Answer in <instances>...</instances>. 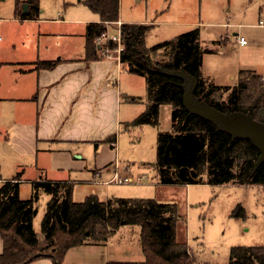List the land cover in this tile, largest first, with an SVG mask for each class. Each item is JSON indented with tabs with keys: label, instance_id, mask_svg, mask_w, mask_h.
<instances>
[{
	"label": "trees",
	"instance_id": "trees-1",
	"mask_svg": "<svg viewBox=\"0 0 264 264\" xmlns=\"http://www.w3.org/2000/svg\"><path fill=\"white\" fill-rule=\"evenodd\" d=\"M98 23H90L85 31V61L103 57L95 40L119 21V0H82ZM27 9L23 11V6ZM15 17L20 21L37 20L39 0H17ZM146 24H121L123 47L120 63L129 74L142 77L146 83L147 106L131 126H159V109L169 106L170 131L158 132L155 169L161 185L264 187V164L255 172L259 152L244 140H232L211 123L190 116L182 104L183 82L163 75L162 71H180L194 77L198 86L194 98L225 113L241 112L264 123V83L262 76L239 71L232 86H217L201 77L203 54L212 53L200 46L198 28L171 41L152 47L145 44L152 29ZM115 43L109 44L114 50ZM35 69H52L53 62H36ZM225 96V98H223ZM135 101V99L133 100ZM103 143L114 149L116 136ZM97 145V144H96ZM95 145V148L97 146ZM20 174L0 186V239L3 250L0 264H31L49 259L61 264L65 254L82 245H104L124 226L139 228L143 255L141 264H193L186 242L177 231L185 228L186 218L176 203L146 199H108L88 197L81 203L71 200V184L37 180L31 183L27 200L19 197ZM41 193L49 196L40 224V235L33 230L37 214L35 204ZM238 206L234 217H243ZM227 264H264V247H233Z\"/></svg>",
	"mask_w": 264,
	"mask_h": 264
},
{
	"label": "rangeland",
	"instance_id": "rangeland-1",
	"mask_svg": "<svg viewBox=\"0 0 264 264\" xmlns=\"http://www.w3.org/2000/svg\"><path fill=\"white\" fill-rule=\"evenodd\" d=\"M16 5L17 0H0V17H6ZM39 9L44 24L39 23L34 27L41 26L44 30L71 29L75 33H83L87 22L99 21L98 15L85 7L82 0H39ZM91 19L94 21H88ZM119 19L122 24L152 25L145 40L147 47L171 41L198 28L201 45L216 49L213 54H203L200 72L207 82L213 80L219 85L231 84L229 75L237 77L239 70L264 74V0H119ZM118 26L119 23L109 27L107 36H117ZM240 37L246 40L244 48L240 47L244 45L237 43ZM29 40L26 45L37 46L30 44ZM213 41L221 43L213 45ZM84 45V39L80 37L52 36L47 42L43 40V47L68 53L80 52ZM127 85L135 102L122 100L121 118L125 116L128 124H131L146 109V83L144 78L135 76L130 77ZM169 131L170 124L163 117L156 128L150 125L126 126L122 123L116 135V163H112L110 171H101L100 176L91 173L73 176L77 182L71 185V200L81 203L93 196L101 202L112 198L174 202L186 218L185 228L177 231L178 239L186 242L199 264H227L233 247H264V187L160 184L154 167L157 134ZM0 149L3 150V179H8L16 175L14 163L17 159L14 158L15 152L8 151L9 148ZM115 171L120 179L132 176L140 180L138 184H105ZM34 177L32 171L25 170L24 178ZM30 192L31 185L24 183L20 199H29ZM48 201L49 196L41 193L35 204L37 214L33 220V230L39 235ZM238 206L244 210L243 217L233 216ZM94 248L87 245L78 247L61 264H69V258L73 256L88 257L91 264H106L109 259L123 254L141 258L139 229L122 227L107 245ZM193 260L194 264L196 260ZM85 262L87 264L89 260Z\"/></svg>",
	"mask_w": 264,
	"mask_h": 264
},
{
	"label": "crops",
	"instance_id": "crops-1",
	"mask_svg": "<svg viewBox=\"0 0 264 264\" xmlns=\"http://www.w3.org/2000/svg\"><path fill=\"white\" fill-rule=\"evenodd\" d=\"M14 9L6 17H0V147L15 152V174H20L19 194L24 183L31 185L34 181L43 180L72 185L77 182L73 176L85 173L100 176L104 169L110 171L112 163L117 160V143L112 149L103 142L116 136L122 123L128 125V119L125 116V120L121 118L120 107L124 99L135 102L127 85L130 77L135 76L130 75L126 65L114 58L85 61V45L77 53L43 47V40L47 42L52 36L80 37L85 43L86 26L99 21L87 22L83 33H75L71 29L49 31L41 26L34 27L39 23L44 24L40 16L37 20L20 21L15 17ZM118 23L122 24L120 19ZM33 28L35 30L31 31ZM28 39L30 44L37 46L26 45ZM199 42L202 49L212 51L208 54L215 53L216 49L201 45L200 37ZM220 43L212 42L213 45ZM36 62H53L55 66L49 70L35 69ZM245 71L256 74L252 70ZM261 76L264 77V74ZM237 78L238 74L237 77L230 74L231 84L219 85L213 80L212 83L232 86ZM170 114L169 106H161L159 120L163 117L170 124ZM2 158L3 150L0 149V186L14 177L3 179ZM25 170L32 171L35 177L24 178ZM114 175H117L116 171L105 184L112 183ZM117 231L104 245L87 246L94 250V247H103ZM78 247L70 249L62 263ZM2 250L0 239V254ZM188 251L196 260L194 264H199L189 247ZM86 260H89L87 264L92 263L88 257L80 256L69 258L68 263L84 264ZM143 260V255L139 258L123 254L109 259L106 264H141ZM31 264L52 262L40 259Z\"/></svg>",
	"mask_w": 264,
	"mask_h": 264
},
{
	"label": "water",
	"instance_id": "water-1",
	"mask_svg": "<svg viewBox=\"0 0 264 264\" xmlns=\"http://www.w3.org/2000/svg\"><path fill=\"white\" fill-rule=\"evenodd\" d=\"M26 9L27 6L24 5L23 11ZM161 73L183 82L182 104L188 115L196 116L211 123L218 131L229 135L232 140L248 141L259 152L253 172L264 164V123L253 120L248 114L241 112L222 113L203 102H198L193 95L198 82L183 70L177 72L162 71Z\"/></svg>",
	"mask_w": 264,
	"mask_h": 264
},
{
	"label": "built area",
	"instance_id": "built-area-1",
	"mask_svg": "<svg viewBox=\"0 0 264 264\" xmlns=\"http://www.w3.org/2000/svg\"><path fill=\"white\" fill-rule=\"evenodd\" d=\"M118 24V23H117ZM119 28L118 26V35L115 37H108L107 33L101 34L96 40V46L98 47L99 53L103 56L106 57L107 59H117L120 62V54L122 52V45L120 41V34H119ZM115 43L116 47L114 50L109 49V44L110 43ZM238 42L240 45H246V40L242 37L238 39ZM261 81L264 82V77L261 78ZM142 178V177H141ZM140 179H134L133 177H124L123 179H120L117 177V175H114V179L112 182H115L117 184H138L137 181ZM142 181V180H141Z\"/></svg>",
	"mask_w": 264,
	"mask_h": 264
}]
</instances>
